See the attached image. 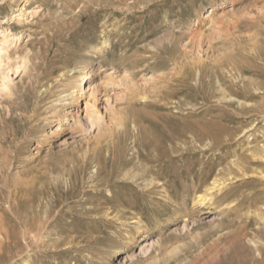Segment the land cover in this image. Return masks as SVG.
<instances>
[{"label":"rangeland","instance_id":"rangeland-1","mask_svg":"<svg viewBox=\"0 0 264 264\" xmlns=\"http://www.w3.org/2000/svg\"><path fill=\"white\" fill-rule=\"evenodd\" d=\"M0 33V264H264V0H0Z\"/></svg>","mask_w":264,"mask_h":264},{"label":"bare ground","instance_id":"bare-ground-1","mask_svg":"<svg viewBox=\"0 0 264 264\" xmlns=\"http://www.w3.org/2000/svg\"><path fill=\"white\" fill-rule=\"evenodd\" d=\"M2 8V7H1ZM2 20V19H1ZM1 34V33H0ZM3 38V37H2ZM11 38V36L10 37H7V38H5L4 40H3V47H2V49L0 50L1 52H4L5 54H6V56L5 57H7L8 58V56H9V53L7 52V49H6V44L9 42V39ZM193 40V39H192ZM2 59V58H1ZM4 59V58H3ZM237 164H239V162H237ZM235 165V164H234ZM232 167H234V166H232ZM234 172V171H233ZM146 175V174H145ZM231 175V174H230ZM230 177V176H229ZM222 181V178L220 177V174L219 175H216V177H215V179H213V181L211 182V186L210 187H208V191H207V193H212L213 192V190H217V189H220V185H221V183L223 182H221ZM221 182V183H220ZM224 183V182H223ZM225 188V187H224ZM209 195V194H208ZM209 201H210V199H207L206 197H204V196H202L201 194L200 195H198L197 197H196V199L194 200V205L195 206H198V207H209ZM211 203V202H210Z\"/></svg>","mask_w":264,"mask_h":264}]
</instances>
